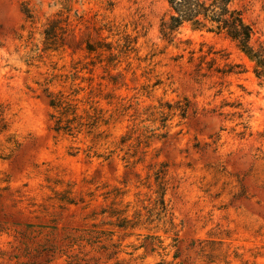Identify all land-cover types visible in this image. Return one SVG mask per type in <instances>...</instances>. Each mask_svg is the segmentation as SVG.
I'll return each mask as SVG.
<instances>
[{
    "label": "rangeland",
    "instance_id": "1",
    "mask_svg": "<svg viewBox=\"0 0 264 264\" xmlns=\"http://www.w3.org/2000/svg\"><path fill=\"white\" fill-rule=\"evenodd\" d=\"M235 6L264 46V0ZM168 14L0 0V264H264V84L223 34L169 44ZM209 52L243 72L198 76Z\"/></svg>",
    "mask_w": 264,
    "mask_h": 264
},
{
    "label": "trees",
    "instance_id": "2",
    "mask_svg": "<svg viewBox=\"0 0 264 264\" xmlns=\"http://www.w3.org/2000/svg\"><path fill=\"white\" fill-rule=\"evenodd\" d=\"M169 14L160 25L162 38L169 44L177 39L180 30L188 25L193 30H205L210 33L223 34L236 43L238 49L248 60L253 63L254 74L264 84V46L256 47L253 39L256 34L255 28L250 24L242 8L235 6L236 0H167ZM89 51H93L89 46ZM192 53V52H191ZM207 55L199 57L197 65L198 76L205 77L201 72L206 65L207 72H215L223 76L240 74L243 69L240 65H227V69L214 68L215 60L207 61ZM194 54V53H193ZM235 69L240 71L236 72ZM52 107H60L61 103L51 101ZM183 114L186 112L182 109ZM4 110L0 104V133L6 129L3 118ZM62 127H58L61 129ZM163 195L161 204L164 205Z\"/></svg>",
    "mask_w": 264,
    "mask_h": 264
}]
</instances>
